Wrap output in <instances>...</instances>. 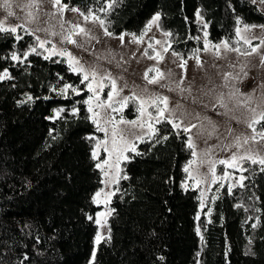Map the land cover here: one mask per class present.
I'll list each match as a JSON object with an SVG mask.
<instances>
[{
    "label": "trees",
    "instance_id": "16d2710c",
    "mask_svg": "<svg viewBox=\"0 0 264 264\" xmlns=\"http://www.w3.org/2000/svg\"><path fill=\"white\" fill-rule=\"evenodd\" d=\"M64 2L98 15L114 34L141 33L158 11L160 28L171 33L169 48L183 59L198 53L206 28L212 41L226 39L248 52L252 46L236 35L238 25L264 23L252 0ZM36 36L24 25L0 32V73L7 69L11 76L0 80V264H264L261 166L244 160L243 186L229 192L221 181L212 184L199 212L198 190L182 186L192 148L184 128L168 119L156 125V135L136 141L139 155L129 152L122 161L120 174L128 179L114 184L110 231L94 249L98 205L92 198L103 174L91 157L95 141L87 137L103 133L86 119L81 73L69 69L65 56L44 59ZM31 47L43 54L25 58ZM13 52L20 60L11 59ZM65 83L80 95H60ZM57 109L64 111L53 119ZM127 114H136L131 103ZM224 170L217 164L218 176Z\"/></svg>",
    "mask_w": 264,
    "mask_h": 264
},
{
    "label": "rangeland",
    "instance_id": "374dc122",
    "mask_svg": "<svg viewBox=\"0 0 264 264\" xmlns=\"http://www.w3.org/2000/svg\"><path fill=\"white\" fill-rule=\"evenodd\" d=\"M9 2L14 15L8 16L7 11L0 7V20L5 21V27L24 25L42 40L49 41L45 45L46 48H51L52 44H55L58 50L63 49L71 53L86 70L95 69L98 77L111 73L112 78L117 81L118 88H123L122 96L130 95L135 85L137 86L135 89L137 95L142 96L144 99L157 96L168 97V110L165 111L164 117L179 123L182 128L185 126L190 128V131L186 132L188 142L191 138L194 144L192 152L195 151L197 154L196 157L191 156L190 158V160L196 161L195 164L190 166V171L194 175L198 177L210 176L208 163L201 164V159L218 161L230 159L233 154L238 157L248 154L264 156V140L259 135H255V133L264 132V127H261L260 124H253L252 127H249L253 116L252 109H255L257 114L264 111V61H262V58H264V45L260 43V39L264 37V32L261 31L260 27L244 33L251 40L250 45L252 48H257V52L250 50L247 52L249 54L245 55L243 54L245 52L242 51H226L223 46L219 49V54H217L215 47H210L209 51H204V33H208L206 28L201 37L203 45L198 53L181 59L179 56L174 57L172 55L173 51L167 44L168 36L164 35L165 32L160 26L153 25L143 36L142 41L135 43L130 35L134 32L125 30L119 34L105 35L104 26H101L98 21L93 22L91 17L85 20L84 16L89 14L83 13L79 8L78 12L70 11L69 9L77 7L64 2V0H61V3L66 4L68 7L63 13L57 11L58 6H55L51 0H42L39 9H32L36 17L34 20L26 19V11L23 5L28 0H9ZM0 3H2V0H0ZM256 4L264 12V4H261L259 0ZM157 14L160 15L157 11L152 17ZM94 16L99 17L96 14ZM99 19L101 20V18ZM199 19L205 22L203 17L199 16ZM77 24L87 30L88 36L73 33L72 39L76 40L77 43H69L63 39V36L67 35L72 30L73 25ZM256 25H264V23ZM238 28L243 29L244 24H239ZM37 29L40 30L37 31ZM53 32L56 35H52ZM135 34L140 35V33ZM121 35L124 36L123 42L119 39ZM157 40L161 41V44H156ZM207 40L211 46L226 41V39H223L220 42H214L209 38V35ZM150 44L152 45L151 48L149 47ZM77 45H83V47ZM164 48H167L168 51H164ZM229 48L232 47L229 46ZM145 52H147V55H145ZM157 52L161 54L163 59H149V57H155ZM66 59L68 61L67 57ZM197 59L199 63H197ZM184 61H187L186 67L181 68L179 65ZM117 62H119V67ZM149 68H158L164 74V78L160 79L159 83L149 84L144 79V73ZM155 75V72H149L148 78L151 79ZM120 77H123V79H120ZM125 82L128 84L126 88L123 87ZM104 83L106 86L101 93V99L106 100L107 96L104 97L103 94L106 89L108 92L110 91V86H108L106 79ZM161 85L165 86L162 87ZM189 88H191V95L187 91L181 92V89ZM85 89L87 90L86 85ZM145 89L146 91H144ZM89 95L90 93L87 91L85 100L88 99ZM221 95L227 109L216 102ZM193 98H195L196 103H193ZM159 107L164 108V104L160 103ZM127 108L123 110L124 119H136L138 113L136 112L134 117H131L127 114ZM149 111H152V108H149ZM225 111H227V115L222 114ZM153 114L155 115L154 112ZM113 116L119 119L120 113H113ZM204 117H208L213 121L214 131L212 125ZM153 125L156 128L157 124L155 122H153ZM192 125H196V127H191ZM121 127L125 129V135L127 136L128 126L122 125ZM253 129H255V133ZM253 135H255V140L251 139ZM103 138L104 133L99 139L102 140ZM129 138L131 139V137ZM245 138H249L247 143L244 142ZM237 141H239V147H237ZM134 143L137 149V142L134 141ZM100 157L101 159L107 158V154L101 150ZM119 167L121 169V164ZM227 170L232 178L221 181V184H226L229 187L230 185L235 186L243 183L240 178L241 176L244 177V174L240 168H229ZM186 182L189 185L188 187H193L194 181L187 174ZM211 187L212 183L210 181L202 183L198 188L194 187L198 190L199 212L206 205ZM101 188H104L106 192H114V184L105 187L102 183L97 191ZM202 191L204 193L203 197H201ZM111 198L112 195L107 198V206L103 203L97 204L96 218L97 213H111ZM101 199H104V197H101ZM201 200L204 202L203 207L201 206ZM108 217L109 215H106V223L103 227L97 225L94 249L98 244L97 233L102 237L109 234ZM199 233L202 235L201 229H199ZM90 262L91 260L86 264H90Z\"/></svg>",
    "mask_w": 264,
    "mask_h": 264
},
{
    "label": "snow or ice",
    "instance_id": "6c2138e0",
    "mask_svg": "<svg viewBox=\"0 0 264 264\" xmlns=\"http://www.w3.org/2000/svg\"><path fill=\"white\" fill-rule=\"evenodd\" d=\"M51 2L57 7V11L60 13H63V11L68 7L66 4H62L61 0H51ZM253 3H256L257 0H252ZM261 4H264V0H259ZM42 3V0H28L27 3L23 5L25 11H26V19L28 20H34L36 17L32 11V9H39L40 4ZM112 5L110 4L109 7ZM0 7H3L7 11L8 16L14 15V13L11 11V4L9 0H2V3H0ZM73 12H78V8H71L69 9ZM83 15V13H81ZM197 16H199V13H197ZM93 19V22L98 21L101 26L104 25V21L100 20L99 17L94 16V14L89 13V15H85L84 19L88 20L89 18ZM160 19L159 14L152 17V19L149 21L146 28L140 33L139 36H137L135 33H131L130 35L133 38V42L139 43L142 41L143 36L146 34L147 31L151 29L153 25L159 26L158 21ZM237 23H240L238 20ZM207 25H205L206 27ZM21 27V25L13 26V27H5V21L0 20V32H6V33H16L17 28ZM260 27L261 31L264 32V25H248L245 24L244 28H237L236 29V35L244 41L245 44H251V40L248 38L247 35L244 33H248L251 31V29ZM40 29H37L39 31ZM45 31H47L45 29ZM73 33L77 35H84L85 37L88 36V32L85 28L80 27L78 24L73 25L72 30L69 31L67 35L63 36V39L66 40L69 43L76 44V40L72 39ZM52 35H56V33H52ZM105 35L111 36L112 33L108 32L105 28ZM165 36H170L171 33L165 32ZM205 36V46L204 51H209L210 47H215L217 49V54H219V49L221 46L226 51H236L240 52V49H232L229 48L228 42L223 41L221 44H217L215 46H211L210 42L207 40L208 33H204ZM17 40L22 39L20 36H16ZM121 42H123L124 36L121 35L119 37ZM198 39V37H197ZM36 40L38 43L39 49H43L44 52L48 53L47 55H44V59H50L52 56H66L68 58V67L73 72L81 73L83 76V79L81 80V84H86L87 91L90 93L87 100H84L83 103L87 105V111L90 113V116L86 117V119H90L92 123L96 126V131L104 133V138L98 139L95 136H88L87 139L89 141H95L94 146L92 148L91 157L93 160L96 161L95 167L101 171L105 179L102 181V183L107 187L110 184H118L120 179H128L126 175H121V169L119 165L121 164L122 160H128L127 153L132 152L136 155H139L140 153L137 152L136 145L134 141H143L145 136H154L157 133V129L154 127L153 122L156 124L161 123L162 120L166 119L164 117L165 111H167V105H168V97H154L150 99H144L142 96L137 95L136 87L133 86L132 92L130 95L122 96L121 93L123 92V88H118L116 79L112 78L111 73H106L104 76H99L95 69L86 70L84 66L80 63L79 60H77L71 53L63 50V49H57V46L55 44H52L51 48H46L45 45L49 43L47 40H42L39 36H36ZM260 43L264 45V37L260 39ZM156 44H161V41L157 40ZM78 47H83V45H77ZM149 47L151 48L152 45L150 44ZM164 51H168L167 48H164ZM252 52H257V48L253 47L251 49ZM30 53H35L36 55H42L40 51H38L37 47H31L29 52L23 53V56L26 58ZM245 55L249 54L247 52L243 53ZM145 55H147V52H145ZM172 55L174 57L179 56V53L173 52ZM11 59L14 61L20 60V56H18L15 52L12 53ZM149 59H157L161 60L163 57L159 52L156 53L155 57H149ZM182 59V58H181ZM262 61H264V58H262ZM111 62V61H110ZM197 63H199V60L197 59ZM187 64V61H184L179 66L181 68H185ZM117 66L119 67V62H117ZM149 72H155L156 75L153 76L151 79L148 78ZM171 74V73H170ZM91 77V79H90ZM164 78V74L159 71L158 68H149L144 73V79L147 80L149 84H156L159 83L160 79ZM3 79H11V76L7 69H4L2 73H0V80ZM108 81V86H110V91L107 93V99H101V93L104 91L105 83L104 80ZM120 79H123V77H120ZM162 87L165 85H161ZM123 87H128L127 82L124 83ZM55 91V89H53ZM71 90V92L75 95H80V90H78L76 87H74L71 84L65 83L63 88L60 89L59 94L60 95H66L68 91ZM146 91V89L144 90ZM187 91L189 95H191V88L189 89H181V92ZM234 94V93H233ZM29 100H31V97H28ZM217 103H219L222 107L227 109V105L224 103L223 96H219L217 98ZM133 104L135 106L136 112L138 113V116L136 119L133 120H126L123 117V110L129 106V104ZM163 103L164 108H160L159 104ZM193 103H196L195 98H193ZM179 107V105H178ZM207 107V105H205ZM215 107V105H213ZM149 108L155 109V115L152 111H149ZM64 109H57L55 113V117L53 119L58 118L63 112ZM79 112V109L73 106L72 108V114L77 115ZM113 113H120V118L116 119L115 116H113ZM252 120L249 123V127H252L253 124H260L261 127H264V111H261L259 114L256 113L255 109H252ZM223 115H227V111L222 113ZM199 115V114H197ZM258 115V118H257ZM205 120L208 121L210 125L213 127V131L215 130V125L213 121L208 118L204 117ZM169 123H171L173 128H180L181 125L179 123H175L172 120H168ZM128 126L127 133L128 135H125V129L121 126ZM191 127H196V125H192ZM145 129H147L145 131ZM139 130V131H137ZM184 132H189L190 128L185 126ZM253 132L255 133V129H253ZM255 135H259L262 140H264V132L255 133ZM255 135L251 137V139L255 140ZM131 137V139L129 138ZM161 139H168L167 136L161 137ZM249 138H245L244 142L247 143ZM159 143V140L157 141ZM239 141H237V147H239ZM189 148H194V144L191 141V138H189L188 142ZM103 150L104 153L107 154V158L101 159L100 152ZM196 152H192V156L196 157ZM250 160L252 164H259L261 166V171L264 172V156H259L257 154L256 156H253L251 154L244 155V156H237L235 154L232 155L230 159H224V160H204L201 159L200 163H208L209 165V173L210 176H200L194 175L192 171H190V166L195 164V160H190L188 164L184 167V172L188 175V177L194 181L193 187H199L202 183L211 182L212 184H216L218 181H226L230 180L231 174L227 169H236L240 168L241 171H243V168L241 167V164L244 160ZM216 164L224 165L225 170L223 172V175H217L216 174ZM245 179L243 176H241L240 180L243 181ZM187 189L189 186L187 182L182 185ZM233 185H230L228 187V191L231 192V188ZM241 186L242 183H241ZM220 187H224L223 184L220 185ZM112 192H106L104 188H101L99 191L95 193L93 196V201L96 204H105L107 206L108 203V197L113 195ZM204 193L201 192V197H203ZM101 197H104V199H101ZM203 200H201V206L203 207ZM111 213H105L100 212L97 213V218L95 220V223L97 225H100L101 227L104 226L106 223V215H110ZM89 220L92 219L91 216L88 217ZM255 227V225H253ZM197 232H199V228H197ZM103 237L97 233V243L102 239ZM162 259V258H161Z\"/></svg>",
    "mask_w": 264,
    "mask_h": 264
}]
</instances>
